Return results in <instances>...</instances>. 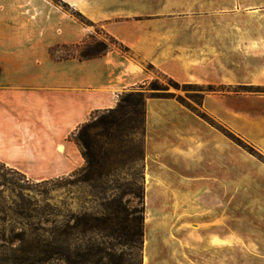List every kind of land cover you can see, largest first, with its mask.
Segmentation results:
<instances>
[{"label":"crops","instance_id":"obj_1","mask_svg":"<svg viewBox=\"0 0 264 264\" xmlns=\"http://www.w3.org/2000/svg\"><path fill=\"white\" fill-rule=\"evenodd\" d=\"M61 1L131 55L57 58L92 31L50 0H0V163L34 181L85 165L72 134L150 80L145 63L184 85L264 87V18L240 43L220 21L159 18L152 0ZM203 108L264 156V93L207 94ZM144 168L143 264H264V162L177 99L149 96ZM161 237H181V259L164 258Z\"/></svg>","mask_w":264,"mask_h":264},{"label":"trees","instance_id":"obj_2","mask_svg":"<svg viewBox=\"0 0 264 264\" xmlns=\"http://www.w3.org/2000/svg\"><path fill=\"white\" fill-rule=\"evenodd\" d=\"M58 2L62 3L61 0ZM62 4L71 9L66 3ZM74 14L88 20L78 11ZM112 42L125 54L131 52L114 38ZM110 50L104 43H88L82 49L81 60L102 57ZM147 68L155 67L147 63ZM163 75L179 87L177 81ZM262 89L207 87L208 92L216 94L264 93ZM166 90L154 81L145 91L125 93L115 108L94 112L89 121L72 134L71 139L79 147L85 165L68 176L41 184L86 187L90 199L85 205H78L79 211H74L67 203H53L50 199L0 197V264H121L114 252L117 246L143 251L144 209L140 211L125 201L127 194L140 197L132 188L129 193L122 191L121 179L122 175H128L133 182L138 180L135 167L145 161L146 101L149 96L169 98L159 95L165 94ZM204 97H199L197 107L181 98L177 100L247 152L262 158L254 146L203 109Z\"/></svg>","mask_w":264,"mask_h":264},{"label":"rangeland","instance_id":"obj_3","mask_svg":"<svg viewBox=\"0 0 264 264\" xmlns=\"http://www.w3.org/2000/svg\"><path fill=\"white\" fill-rule=\"evenodd\" d=\"M56 6L62 8V10L68 13L72 18H74L78 23L92 31V33L87 34L83 40L77 45H59L55 47L52 52H55L54 55L58 58L68 59V58H78L81 60V52L83 47L92 42H100L106 44L112 50H119L125 54L119 47H117L114 42H112V36H110L103 27L96 25L90 20H84L77 17L73 8L64 7L62 3L58 0H50ZM250 0H152L153 6L158 7V17H181L184 19L190 20H208V21H220L223 23L222 31L224 36H238L239 42H245V37L247 35V22L248 20L258 21L263 19L264 16L261 14V6L257 5L261 0H252L255 1L256 14L255 17L252 16L253 6L250 4ZM145 3V2H144ZM115 39V38H114ZM116 40V39H115ZM118 41V40H117ZM109 51V52H110ZM131 55V52L129 54ZM147 71L150 73L151 79L145 82L144 84L139 85L133 90L124 92H142L150 88V85L154 81H158L167 90L165 94H159L160 96H167L169 98L183 99L186 103L190 104L193 107H197L198 102L200 101L201 95L207 94H216L207 91L208 86H198L196 87H185L184 84L179 83V87L171 84L160 72L158 69H148L147 64L145 63ZM241 87L235 86L232 88ZM249 87V86H242ZM255 91L258 87H253ZM264 88V87H259ZM260 91H263L260 90ZM122 94V95H123ZM247 94V93H246ZM249 94H262V93H249ZM121 95V96H122ZM149 95H152L149 93ZM120 96V97H121ZM120 100V99H119ZM204 109V108H203ZM262 155V154H260ZM256 157V156H255ZM259 160L264 162V156L262 158L257 157ZM144 162H140L135 170L138 173V180L133 182L132 178L128 175H122L121 184L122 191L129 193V190L132 188L137 192V195L140 198H136L134 195H126L125 201L131 202L135 205L140 211L144 209V248L143 251L139 249H130L129 246H117L114 250L115 254L122 261L121 264H143L142 259L144 260V251L145 243L147 241L146 231L147 224L146 222V202H145V183L142 179L144 173ZM127 171V170H126ZM128 173V172H127ZM145 174V173H144ZM57 179V178H56ZM55 180V179H52ZM44 182V181H41ZM41 182L34 181L25 174L13 170L7 167L5 164L0 163V197L6 199H16L17 197H26V198H35L38 200L50 199L53 203L63 204L67 203L70 207L76 211L79 206L85 205V201L90 199L88 189L86 187H68L62 183L54 184H41ZM146 194V192H145ZM144 198V199H143ZM145 203V206L143 205ZM181 237H161V241L166 245V250L163 251L164 258H172L173 256H178L181 259V252H172L170 249V243L172 240ZM149 234V241H152L151 247H155L154 239H152ZM161 243V242H160Z\"/></svg>","mask_w":264,"mask_h":264},{"label":"bare ground","instance_id":"obj_4","mask_svg":"<svg viewBox=\"0 0 264 264\" xmlns=\"http://www.w3.org/2000/svg\"><path fill=\"white\" fill-rule=\"evenodd\" d=\"M61 150H63V148H61ZM146 222H147V223H150V219H147ZM149 245H150L149 242H146V243H145V246H146V247H148ZM145 264H149V258H148V257L145 258Z\"/></svg>","mask_w":264,"mask_h":264}]
</instances>
